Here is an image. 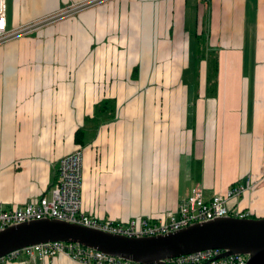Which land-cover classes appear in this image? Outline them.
<instances>
[{"label": "crops", "instance_id": "0c3cea01", "mask_svg": "<svg viewBox=\"0 0 264 264\" xmlns=\"http://www.w3.org/2000/svg\"><path fill=\"white\" fill-rule=\"evenodd\" d=\"M82 1L6 0L7 24ZM253 13V27L262 26L264 0H109L1 45L4 208L50 199L59 160L79 148L81 212L101 222L167 219L196 186L209 200L244 186L249 167L260 178L264 99L244 135L238 111ZM201 34L218 54L214 98L206 95V61L196 58ZM104 100L115 102L110 120L95 111ZM79 128L84 146L74 141ZM262 183L228 208L264 218ZM36 264L79 263L59 256Z\"/></svg>", "mask_w": 264, "mask_h": 264}, {"label": "built area", "instance_id": "2783aa9c", "mask_svg": "<svg viewBox=\"0 0 264 264\" xmlns=\"http://www.w3.org/2000/svg\"><path fill=\"white\" fill-rule=\"evenodd\" d=\"M106 1L109 0H84L79 3H71L53 14L17 28H11L7 24V2L0 0V46ZM82 160L80 148L59 160L50 199L42 196L30 203L12 206L9 209L4 208L0 201V230L26 222L54 219L112 234L147 237L166 234L191 224L221 217L250 218L249 211L230 210L227 204L254 189L264 178V172L260 177L261 180L248 176L244 186L236 184L224 195H215L209 200L204 199L202 188L196 186L180 205L177 215L168 214L167 219L165 217L146 220L139 217L131 219L127 224L114 221L101 222L94 217L85 216L81 212ZM59 256L67 257L79 264H139L111 257L77 244L62 242L39 244L11 252L0 258V264L18 260L23 261L22 264H36ZM246 262L247 256L229 255L222 250L211 249L172 258L166 260L164 264H246Z\"/></svg>", "mask_w": 264, "mask_h": 264}, {"label": "water", "instance_id": "95a60500", "mask_svg": "<svg viewBox=\"0 0 264 264\" xmlns=\"http://www.w3.org/2000/svg\"><path fill=\"white\" fill-rule=\"evenodd\" d=\"M72 243L139 264L218 249L247 256L246 264H264V218H216L177 231L147 237H128L54 219L12 225L0 230V258L27 247Z\"/></svg>", "mask_w": 264, "mask_h": 264}, {"label": "rangeland", "instance_id": "374dc122", "mask_svg": "<svg viewBox=\"0 0 264 264\" xmlns=\"http://www.w3.org/2000/svg\"><path fill=\"white\" fill-rule=\"evenodd\" d=\"M255 18L256 14L253 13L243 41L244 57L242 73L244 78V91L243 104H240L238 109L239 112H243L244 117V126L241 132L243 135L247 134V125L251 124L255 112L257 113L264 99V22H262V26L253 27ZM240 40V37L237 38L233 42V45H238ZM244 154L247 155L250 162L253 156L251 148L247 152L245 150ZM248 176H251L252 179L256 178L255 173L251 171V167L248 168L242 180H246ZM261 182H263L261 184L262 186H259H261V191H264V178ZM236 200L238 198L229 201L227 206Z\"/></svg>", "mask_w": 264, "mask_h": 264}, {"label": "trees", "instance_id": "16d2710c", "mask_svg": "<svg viewBox=\"0 0 264 264\" xmlns=\"http://www.w3.org/2000/svg\"><path fill=\"white\" fill-rule=\"evenodd\" d=\"M196 58L199 61L205 60L207 65L206 70V95L210 98H214L217 93L218 87V54L216 52L207 51L206 39L203 34L199 35L196 39ZM115 102L113 100H104L98 106H96V113L107 115L108 120L111 119L110 112L114 114ZM74 141L76 145L84 146V133L82 129H78L74 135ZM254 218V217H251Z\"/></svg>", "mask_w": 264, "mask_h": 264}]
</instances>
